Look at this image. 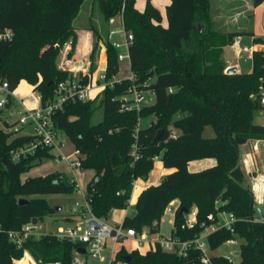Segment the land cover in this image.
<instances>
[{
	"label": "trees",
	"instance_id": "16d2710c",
	"mask_svg": "<svg viewBox=\"0 0 264 264\" xmlns=\"http://www.w3.org/2000/svg\"><path fill=\"white\" fill-rule=\"evenodd\" d=\"M84 1L0 0V26L14 32L10 41L0 44V77L11 89L24 80L40 95L42 105L55 99L58 83L71 77L69 71L57 67L56 58L66 42L71 43V51L74 49L77 36L73 21ZM93 1L104 24L119 13L122 29L132 34L128 46L132 78L113 81L86 101L67 99L52 116L54 128L66 136L74 151L78 150L81 169L94 172L85 187L91 211L106 219L113 210L126 209L134 181L146 179L159 158L170 171L138 193L135 211L124 216L123 227L137 233L147 230L160 237L164 209L169 202L177 201L171 235L190 240L205 226L220 221L221 214L231 213L235 217L233 231L217 228L207 234L206 242L215 251L231 238H242L239 259L229 261L223 254H212L208 264H264V221L254 217L250 174L239 154L241 145L264 139V124L253 120L254 113L263 107L257 94L264 51L254 52L250 72L225 73L222 58L223 48L236 36L252 35V31L215 29L211 0H169L166 25L150 0L141 10L135 0ZM262 1L250 0L253 6ZM198 25H203L202 31ZM91 28L96 40L90 71L96 68L94 57L101 40L107 54L105 77L111 79L118 72V49L103 39L98 29ZM253 41L264 43L260 37ZM86 80L83 77L81 83ZM133 88L150 91L154 101L138 110L121 109L120 100L131 95ZM98 110L101 117L94 122ZM147 116L152 117L149 125L138 127L139 119ZM208 130L212 135H205ZM32 139L5 133L0 124V264H15L13 261L22 258L25 251L38 264H71L73 250L80 243L58 239L49 232L30 234L17 246L7 235V231L19 230L32 219L38 223L55 213L43 197L35 195L76 189V181L61 172L21 180L31 167L55 157L53 150L42 148L13 161L11 151ZM203 158H213L215 163L198 171L188 170L190 161ZM21 197L28 201L20 205ZM193 208L196 223L181 228L184 216ZM114 262L204 264L192 247L185 255H177L159 245L140 252L123 244L115 252Z\"/></svg>",
	"mask_w": 264,
	"mask_h": 264
},
{
	"label": "built area",
	"instance_id": "2783aa9c",
	"mask_svg": "<svg viewBox=\"0 0 264 264\" xmlns=\"http://www.w3.org/2000/svg\"><path fill=\"white\" fill-rule=\"evenodd\" d=\"M123 4L121 6V11L123 10ZM125 40L123 42L113 41L112 45L118 49L117 59L129 60L128 46L132 41V34L125 33ZM14 36V32L10 27L0 26V44L10 41ZM110 37V36H109ZM241 36H236L233 40L234 53L236 56H241L245 54L248 59H250L251 64L253 59V54L258 49L257 44L253 40L250 44L245 45L241 42ZM70 61L66 56L63 57L62 61L59 63L58 68L62 70H67L71 73V77L58 83L55 94L56 97L52 102L45 105H38L34 107L24 106L21 99H19L15 93V89L9 87L7 80L0 77V124L2 131L5 133H10L14 136L17 135H27L32 136V141L11 151L12 160L15 161L20 157L26 155L27 153H33L37 149L50 148L51 150L56 149L57 155L55 156V161H64L66 167L70 169L73 174L72 179L76 181L75 170L81 168L80 159L78 157V150H72L70 154H65L64 148L66 147V142L63 140L59 141V132L54 128L53 125V113L54 109L61 106L62 102L67 99H78L86 101L88 99L94 98L106 85H111L113 81H119L120 79H115L114 76L111 79H106L105 70L100 72L97 76L94 72L90 71L91 62L86 61L85 65H82V60H78L76 66H70ZM231 65H227L225 70ZM263 69V74L259 77V91L257 97L260 104L263 106L261 111L264 113V62L261 65ZM86 77L85 83H81V79ZM132 78V75L129 76ZM132 98H123L120 100L121 109H139L144 102L145 98L141 92L133 88ZM36 99L41 102L40 95L35 94ZM26 128L30 130L26 132ZM171 136H175V132L171 133ZM250 148L249 151H245L244 157L246 159H253V172L250 174V190L256 205L259 207L264 206V177L259 174L257 163L255 161L256 154L259 150L264 147V139H254L248 141ZM134 187V184H133ZM76 193L81 196L82 203L75 202V206L79 207L78 214L82 217L81 221L75 226L70 228L59 227L57 232L54 233L58 239H66L72 242L80 243V246L73 250L71 264H116L119 262H114L115 252L120 246L119 243L128 240L135 244L136 250L139 247L149 249H155L157 245L160 246L162 250L175 252L177 255H185L188 248H194L200 253V259L204 264L210 263V255H212L208 248L206 242V236L209 232L214 231L217 228L225 227L230 231H233L231 227L232 223L235 221V217L231 213H225V219H220L215 224H211L204 227L203 232L199 233L195 238L190 240H181L178 237L169 234L164 237H156L149 234L147 230H143L141 233H137L131 227H123L122 222L116 225H109L105 222V218L97 217L91 211L89 200L85 197V190H83L76 181ZM164 211L175 212L178 204L173 201L169 202ZM75 212V211H74ZM209 219L212 218L211 215L208 216ZM184 222L181 224V228H191L196 223V209L193 208L189 213L184 216ZM1 227V226H0ZM1 229V228H0ZM30 234H35L40 236L43 233L34 231V225L31 222L24 224L19 230H9L7 235L11 241H13L17 246H19L22 241ZM205 238V241L202 238ZM109 241V249L106 253L107 242ZM229 244H236V238H231L226 241ZM83 247L85 252L81 253L79 248ZM28 257L29 261L33 264H38L33 260V258L25 251L22 258ZM229 261H234V254L225 255ZM22 258L15 259L13 262L22 260ZM54 264H59L55 262ZM120 264V263H119Z\"/></svg>",
	"mask_w": 264,
	"mask_h": 264
},
{
	"label": "rangeland",
	"instance_id": "374dc122",
	"mask_svg": "<svg viewBox=\"0 0 264 264\" xmlns=\"http://www.w3.org/2000/svg\"><path fill=\"white\" fill-rule=\"evenodd\" d=\"M234 1L235 0H227V1L225 0L226 2L225 3L226 6H225V5H219L218 3H213L214 0H211V14L215 13V16H216L218 15L217 14L218 10L222 9L219 11H222L223 15L228 21V25L226 27V30L224 31H230V30L237 29L238 27H240L238 26L239 22L245 23V18H246L244 16L245 13H238L240 9H242V7H240L237 4H234ZM145 2L146 0H136V5L142 8ZM84 15H87L86 20L84 19ZM81 16H82V19L79 20ZM97 20L102 21V15L96 3H94L93 0H85L83 4L81 5L78 15L74 19L73 24L77 26H81V24L79 23L86 25L90 22L94 23ZM100 31H101L103 39L107 38L109 42H113V41L123 42L126 39L124 30L122 29V25H121V15L119 13L116 14L112 18L111 22H109L106 27L101 26ZM109 32H111L110 37H109ZM242 36H243L242 44L248 45L251 43V41L249 40V35H242ZM95 40H96V37L94 38V41ZM222 58L225 61L226 66L229 65L230 63H236L238 66L239 72H250L251 71L252 64H251L250 59H248L246 55L243 53L241 54V56H236L234 53L233 45H227L223 48ZM118 66H119L118 72L114 76L115 79L126 78L132 75L130 72V66H129L128 59L118 61ZM100 68H102V65ZM14 93L19 99H21L24 106L26 107H34L35 105L38 106L41 104V102H39L36 99V96H35L36 92L33 91L32 87L28 85V83L24 80L20 81L19 85L14 90ZM141 93L145 98L142 105H149L154 101L153 94L150 91H143ZM127 98L128 99L132 98V95H128ZM100 117H101V112L98 110L94 122H96L97 120H100ZM139 120L140 121H138V127L144 128L149 125V123L152 120V117L150 116L142 117ZM253 120L255 124H264V113L261 110H257L254 113ZM25 130L27 132L30 129L26 128ZM205 135L206 136L212 135V131L208 130L205 133ZM58 139L59 141L63 140L64 142H66V147L64 148V152L65 154H70V152L73 149H72L71 143L67 140L66 136L62 133H59ZM249 148H250V145L248 142L239 147V154L241 158H246L244 157V153L245 151H249ZM57 151L58 150L53 149V151L51 152L53 153V155H57ZM255 158L257 159V162L259 164L260 171L264 173V147H262L259 150ZM207 159H210L214 162V160L211 158H203V159L194 160L189 164V167H188L189 170L198 171V170H201L203 168L210 166V165L208 166L205 165L204 161H206ZM166 170L167 169L162 166V163L159 160V158H156L154 160L153 168L151 169V171H149L147 178L137 179L135 184L140 182L142 184L147 185L151 181L159 182L161 178L166 174L165 173ZM51 172H61L67 175L69 178L73 177L72 172L70 171V169H68V167H66L65 162L62 160H60L59 162H56L55 157L52 156V157L43 159L42 163L40 162L39 164L31 167L28 171L24 172L21 175V180L25 181V179L28 177L42 176V175H45ZM93 173H94L93 170H90V169L78 168L75 170L76 181L83 190H85V187L87 183L90 181V179L92 178ZM248 181H250V178ZM137 188L138 187H136L133 193L131 194V197L129 200L130 203L128 204L127 208L113 210L110 213V215L105 219L106 223H108L109 225H116L122 222L124 215H128V216L133 215L135 211L134 199L137 193ZM35 197H43L46 200L47 204H49L50 206L54 208L59 207L58 210L55 209V213L46 215L42 221H39L38 223L34 225V231L39 232L40 234L41 233L45 234L49 232L56 233L59 227L70 228L72 226H75L82 219V217L79 216L78 214L79 207L75 206V202L77 201L79 203H82L83 200L81 196L76 193V190L72 192L61 193V194L35 195ZM254 209L256 211L254 214L255 218H259L258 216L259 211H261L264 214V206L259 207L258 205L255 204ZM221 216L225 217V214H221ZM68 217L72 218V220L71 221L68 220ZM172 217H173V212H167V211L163 212L161 216L162 224H161V230H160L162 233V236L166 237L169 235L170 228L172 226ZM202 240L205 241V238L203 237ZM242 240H243L242 238L238 237L236 239V244L235 243L229 244L225 242L222 245H220L216 249V251H211L210 253L211 254H223V255L228 254V253L230 254L232 250L234 251L238 250L239 244ZM122 243L128 249L134 246L132 242L128 240H125ZM109 244L110 243L108 241L106 253L108 252ZM120 244L121 243H119V245ZM139 248L143 250V247L140 246ZM238 259H239L238 255L233 256V260L235 262H237ZM25 262L26 264H33L29 261L27 256L22 258V260L16 261L17 264H25ZM116 264H119V263H116ZM120 264H124V263H120Z\"/></svg>",
	"mask_w": 264,
	"mask_h": 264
},
{
	"label": "crops",
	"instance_id": "0c3cea01",
	"mask_svg": "<svg viewBox=\"0 0 264 264\" xmlns=\"http://www.w3.org/2000/svg\"><path fill=\"white\" fill-rule=\"evenodd\" d=\"M150 1L155 7H157L160 10V12L162 14V17H163L162 24L166 25L165 8H166V5L169 3V0H150ZM213 3H218L219 5H225L226 6L225 0H214ZM234 4H237L240 7H242V9H240V11L238 13H245L244 16L246 17L245 18V23H240L239 22L238 26H240V27H238L237 29H245V30L252 31V35H249V40L251 42H252L253 38H256V37H258V38L260 37V38H262L264 40V0L260 4H258L257 6H253L251 4L250 0H235ZM135 6H136L137 9L141 10L144 5L142 6V8L137 6L136 5V0H135ZM219 10H222V9H219ZM219 10H218V13H217L218 15L215 16V13L211 14V7H210V14L212 16V20H213V23H214L213 24L214 28L218 29V30H221V31H224V30H226V27L228 25V21L226 20V18L223 15L222 11H219ZM86 16L87 15H84V19L85 20H86ZM112 18H110L108 21L111 22ZM81 19H82V16L80 17L79 20H81ZM108 23L104 24L103 21L97 20L94 23L90 22V23H88L86 25L82 24V23H79V24H81V26H77V25L73 24L74 25V33L77 36L74 49L71 51V43L69 41L66 42L65 44H63V46L61 47V49L59 51L60 53H58L57 58H56L57 67H58L59 63L62 61L64 56H66L67 59L70 61L69 63H70V66H72V67L77 65V63H78L77 61L78 60H82V65L83 66L85 65L86 61L91 62L90 54H92L91 51H92L94 38H95L94 34H93V30H92L91 27H95L96 29H98L99 33L101 34V31H100L101 26L102 27H104V26L106 27ZM121 25H122V21H121ZM200 26H202V30H203V25H198V28ZM199 30H200V28H199ZM110 33L111 32H109V36H110ZM241 37H242L241 38V42H242L243 36L241 35ZM257 48L258 49H264V43L257 44ZM70 51H71V53H70ZM106 55L107 54H105V48H104V46H103V44H102V42L100 40L98 42L97 51H96V54H95V57H94V63L96 65V68L93 70V72H94L95 76H97L100 72L104 71L105 64H106ZM101 65H102V68H100ZM230 65L231 66H236L237 67V72H239L238 66H237L236 63H230ZM211 159H213V158H211ZM213 160H214V162L212 160H210V159H207L206 161H204L205 165H207V166L208 165H210V166L213 165L215 163V159H213ZM241 160H242V162L244 164L245 171L247 173H252L253 172V164H252L253 159L241 158ZM192 161H194V160H192ZM192 161H190L189 164ZM255 161L257 163L259 174H262V176L264 177V173H262L260 171L257 159H255ZM188 167H189V165H188ZM167 170H166L165 173L170 171L169 169H167ZM188 170H189V168H188ZM135 183H136V180L134 181V187H133L132 193H133V191L135 190L136 187H138V188H137V193H136L134 202L136 201V197H137L138 193L142 189H144L148 185H151L152 183L156 184L158 182L151 181L147 185L146 184H142L140 182L137 183V184H135ZM173 202L177 203V201H173ZM124 216H123V218H124ZM173 217H172V226H173V221H174ZM220 219H225V217H222L220 215ZM161 224H162V219L160 220V225H159V234L158 235H160V237L162 236V233L160 231L161 230ZM172 226L170 228V233L169 234H171ZM153 237L156 238V237H159V236H155L154 235ZM121 244H123V243L121 242ZM133 245L134 246L132 248H130L129 250L136 249L135 248V244H133ZM139 251L140 252H145L146 248L143 249V250L139 249ZM236 251H238V250H235V251L232 250V253L235 255ZM25 264H26V262H25Z\"/></svg>",
	"mask_w": 264,
	"mask_h": 264
},
{
	"label": "water",
	"instance_id": "95a60500",
	"mask_svg": "<svg viewBox=\"0 0 264 264\" xmlns=\"http://www.w3.org/2000/svg\"><path fill=\"white\" fill-rule=\"evenodd\" d=\"M199 28H200V31H201V30H202V26H200ZM150 72H152V71H150ZM224 72H225V73H228V74H230V73H236V72H237V67H236V66H230V67H228ZM262 87H264V83L262 84ZM156 137H157V136H156ZM251 191H252V190H251ZM251 191H250V192H251ZM27 201H28L27 199L22 198V197H21L20 199H18V203H19L20 205L23 204V202L26 203ZM55 209L58 210L59 207H56ZM258 215H259V219H260L261 221H264V215H263V213H262L261 211L258 212ZM31 223H32L33 225H35V224L37 223L36 219H32ZM85 250H86V249H84L83 247H80V248H79V251H80L81 253L85 252ZM235 255H238V256H239V251H236V252H235ZM126 259L128 260V258H126Z\"/></svg>",
	"mask_w": 264,
	"mask_h": 264
}]
</instances>
